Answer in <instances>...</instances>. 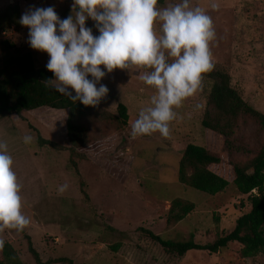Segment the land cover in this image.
I'll return each mask as SVG.
<instances>
[{
	"label": "rangeland",
	"instance_id": "obj_1",
	"mask_svg": "<svg viewBox=\"0 0 264 264\" xmlns=\"http://www.w3.org/2000/svg\"><path fill=\"white\" fill-rule=\"evenodd\" d=\"M178 2L164 0L157 6ZM213 2L219 4L218 10L211 9ZM7 4L19 5L20 17L30 6H54L61 20L74 16L73 0H0V11ZM190 4L204 8L212 17L214 64L229 73L243 100L264 114V0H190ZM86 27L96 34L94 21L86 20ZM159 27L157 22L158 33ZM28 31L19 23L14 31L0 32V41L5 38L30 51L35 66L46 68L49 56L30 47ZM1 52L0 47V57ZM139 75V70L106 73L100 84L109 91L99 109L116 115L117 105L123 103L127 123L119 127L96 114L81 117L78 123L86 126L88 141L74 152L68 149L66 110L40 107L0 119V141L8 144L22 184V212L30 219L22 233L6 229L0 239L11 244L24 264H35L24 235L30 237L41 261L67 257L71 264H264V249L242 257V245L235 241L217 252L190 250L178 255L139 230L143 227L171 240L192 237L200 244L229 233L237 218L250 209L249 194H240L232 183L231 163L247 165L264 144V129L249 115L238 117L230 148L221 136L204 128L205 87L176 109L169 138L157 132L132 139L131 124L154 94ZM196 104L203 107L196 110ZM25 135L33 136L31 144L23 142ZM38 136L56 147L40 143ZM189 143L220 156V163L210 167L230 181L224 190L210 195L178 180V163ZM65 183L67 191L58 194ZM175 198L192 202L194 208L182 220L167 222ZM114 244H119L117 251H112Z\"/></svg>",
	"mask_w": 264,
	"mask_h": 264
},
{
	"label": "clouds",
	"instance_id": "obj_2",
	"mask_svg": "<svg viewBox=\"0 0 264 264\" xmlns=\"http://www.w3.org/2000/svg\"><path fill=\"white\" fill-rule=\"evenodd\" d=\"M157 5L158 0H73L74 16L61 20L54 6H30L19 22L29 29L30 47L49 56L46 69L54 78L46 81L73 102L96 107L109 91L100 84L106 73L139 70V80L154 94L132 122L131 138L158 132L167 139L176 109L203 91L205 74L214 70L210 44L216 31L212 17L190 0ZM210 7L215 11L219 4ZM88 19L99 35L86 27ZM202 107L195 105L196 110ZM33 139L25 135L23 142L31 144ZM13 163L7 142L0 141V233H22L30 225L22 212V184ZM67 189V183L60 185L58 194ZM4 245L0 239V252Z\"/></svg>",
	"mask_w": 264,
	"mask_h": 264
},
{
	"label": "trees",
	"instance_id": "obj_3",
	"mask_svg": "<svg viewBox=\"0 0 264 264\" xmlns=\"http://www.w3.org/2000/svg\"><path fill=\"white\" fill-rule=\"evenodd\" d=\"M164 0H158L162 3ZM20 7L17 4H7L0 11V32L4 33L19 26ZM96 35H99L98 31ZM0 57V119L10 115H18L22 110L31 111L40 107L66 110V136L71 152L85 146L88 141V131L78 120L90 114H96L106 122H117L119 127L128 120L127 108L123 103L117 105V114L101 111L99 106H84L79 101L73 102L68 96L58 93L46 81L53 79V73L44 67H36L33 54L21 50L16 44L7 39H1ZM203 87L206 88L207 109L201 118V125L222 137L227 148L231 147L230 136L233 127L241 114L254 118L264 129V114L246 103L239 90L231 84L227 71L215 65L211 73L205 74ZM42 144L56 147L53 141L38 136ZM74 155H72L73 157ZM220 156L209 149L189 143L182 150L178 163V180L191 188L214 195L224 190L230 181L223 175L211 169V165L220 163ZM75 166V161L71 159ZM232 183L240 194H249L250 209L240 215L234 228L227 234L214 241L200 244L192 237L186 240L164 239L146 228H139L144 236L158 243L162 248L182 255L190 250H205L217 252L226 247L229 242L242 245V257H250L264 249V144L247 165L232 162ZM257 193L252 194V191ZM194 208L190 201L175 198L168 210L167 222L182 220ZM27 248L35 264H71V259L58 257L41 261L28 235ZM112 251H117L119 244L112 245ZM0 264H24L10 243L5 242L0 252Z\"/></svg>",
	"mask_w": 264,
	"mask_h": 264
},
{
	"label": "crops",
	"instance_id": "obj_4",
	"mask_svg": "<svg viewBox=\"0 0 264 264\" xmlns=\"http://www.w3.org/2000/svg\"><path fill=\"white\" fill-rule=\"evenodd\" d=\"M20 12H21V10H20ZM12 30L14 31V29H13V28L9 29V31H12ZM4 33H5V32H4ZM0 38H1V36H0Z\"/></svg>",
	"mask_w": 264,
	"mask_h": 264
}]
</instances>
